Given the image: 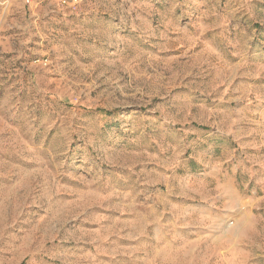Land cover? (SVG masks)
Instances as JSON below:
<instances>
[{"label":"rangeland","instance_id":"374dc122","mask_svg":"<svg viewBox=\"0 0 264 264\" xmlns=\"http://www.w3.org/2000/svg\"><path fill=\"white\" fill-rule=\"evenodd\" d=\"M0 264H264V0H0Z\"/></svg>","mask_w":264,"mask_h":264},{"label":"built area","instance_id":"2783aa9c","mask_svg":"<svg viewBox=\"0 0 264 264\" xmlns=\"http://www.w3.org/2000/svg\"><path fill=\"white\" fill-rule=\"evenodd\" d=\"M27 2L29 3V2H30V0H27ZM63 3H66V1H63Z\"/></svg>","mask_w":264,"mask_h":264}]
</instances>
